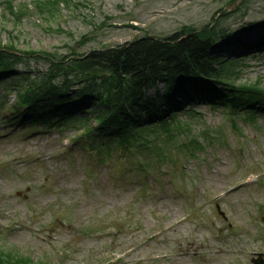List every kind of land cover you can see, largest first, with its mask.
<instances>
[{
  "label": "rangeland",
  "instance_id": "obj_1",
  "mask_svg": "<svg viewBox=\"0 0 264 264\" xmlns=\"http://www.w3.org/2000/svg\"><path fill=\"white\" fill-rule=\"evenodd\" d=\"M41 1L55 2L0 0V47L83 54L207 24L245 33L248 45L264 37V0H58L56 10ZM228 42L215 46L225 59H245L239 80L264 84V45ZM47 68L45 58L18 66L32 76ZM7 92L0 83V253L8 264H253L264 253V114L253 121L188 102L177 117L200 145L188 159L184 133L170 142L157 130L147 148L107 154L79 145L80 122L47 128L20 115L3 124L15 103ZM76 113L91 126L89 114Z\"/></svg>",
  "mask_w": 264,
  "mask_h": 264
},
{
  "label": "trees",
  "instance_id": "obj_2",
  "mask_svg": "<svg viewBox=\"0 0 264 264\" xmlns=\"http://www.w3.org/2000/svg\"><path fill=\"white\" fill-rule=\"evenodd\" d=\"M55 3L58 0L40 2L52 10L57 9ZM222 30L211 24L201 29L183 26L167 37L143 35L123 45L83 54L71 48L63 56L44 50L19 51L12 44L2 46L0 83L3 89L16 93L18 102L1 120L12 125L20 122L18 116L31 115V125L44 123L43 127L59 128L80 122L83 126V116L76 113L81 110L90 115L97 127L84 126L79 145L85 147L88 142L97 141L92 144L94 149L120 155L136 147L147 148L154 130L170 142L183 131L188 132L189 125L187 128L177 117L188 102L228 107L231 113H243L240 117L254 121L257 114H264V84L241 82L240 63L245 59H225V52L215 44L222 40L229 41L227 45L234 42L243 48H259L264 45V37L259 43L248 45L243 41L245 33L226 34ZM31 58H45L49 68L42 75L33 76L30 71H19L18 66L28 64ZM161 84L164 88L159 92ZM152 90L154 96H149ZM188 114L193 117L192 111ZM144 125L150 128V135L140 133ZM188 134L182 138V159H188L200 147ZM104 163L102 157L94 162ZM1 256L0 253V263L8 264L9 260Z\"/></svg>",
  "mask_w": 264,
  "mask_h": 264
},
{
  "label": "water",
  "instance_id": "obj_3",
  "mask_svg": "<svg viewBox=\"0 0 264 264\" xmlns=\"http://www.w3.org/2000/svg\"><path fill=\"white\" fill-rule=\"evenodd\" d=\"M261 257V256H260ZM259 262H257V261H254V264H263V262H262V260H258Z\"/></svg>",
  "mask_w": 264,
  "mask_h": 264
},
{
  "label": "bare ground",
  "instance_id": "obj_4",
  "mask_svg": "<svg viewBox=\"0 0 264 264\" xmlns=\"http://www.w3.org/2000/svg\"><path fill=\"white\" fill-rule=\"evenodd\" d=\"M224 50V49H223Z\"/></svg>",
  "mask_w": 264,
  "mask_h": 264
}]
</instances>
